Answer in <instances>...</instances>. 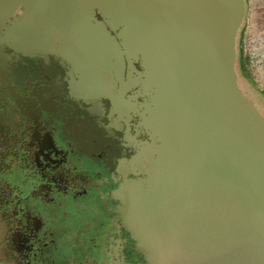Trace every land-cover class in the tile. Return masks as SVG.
Listing matches in <instances>:
<instances>
[{
	"label": "flooded vegetation",
	"instance_id": "obj_1",
	"mask_svg": "<svg viewBox=\"0 0 264 264\" xmlns=\"http://www.w3.org/2000/svg\"><path fill=\"white\" fill-rule=\"evenodd\" d=\"M110 12L0 0V264H148L116 192L161 140L141 56Z\"/></svg>",
	"mask_w": 264,
	"mask_h": 264
},
{
	"label": "water",
	"instance_id": "obj_2",
	"mask_svg": "<svg viewBox=\"0 0 264 264\" xmlns=\"http://www.w3.org/2000/svg\"><path fill=\"white\" fill-rule=\"evenodd\" d=\"M87 1L125 23L161 140L116 192L137 250L148 264H264V96L240 73L250 0Z\"/></svg>",
	"mask_w": 264,
	"mask_h": 264
},
{
	"label": "rangeland",
	"instance_id": "obj_3",
	"mask_svg": "<svg viewBox=\"0 0 264 264\" xmlns=\"http://www.w3.org/2000/svg\"><path fill=\"white\" fill-rule=\"evenodd\" d=\"M249 8L241 38V50L243 58L250 59L251 67L248 69L240 65V73L264 96V0H250ZM260 107L264 111V104H260Z\"/></svg>",
	"mask_w": 264,
	"mask_h": 264
},
{
	"label": "trees",
	"instance_id": "obj_4",
	"mask_svg": "<svg viewBox=\"0 0 264 264\" xmlns=\"http://www.w3.org/2000/svg\"><path fill=\"white\" fill-rule=\"evenodd\" d=\"M242 38H243V34H242ZM240 65L241 66L244 65L248 69H249V67H251L250 59L248 57L243 58V52H242V50H241V57H240ZM248 73H249V71H248Z\"/></svg>",
	"mask_w": 264,
	"mask_h": 264
}]
</instances>
